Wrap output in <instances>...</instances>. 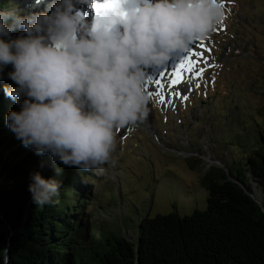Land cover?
Here are the masks:
<instances>
[{
	"label": "clouds",
	"instance_id": "9594fccd",
	"mask_svg": "<svg viewBox=\"0 0 264 264\" xmlns=\"http://www.w3.org/2000/svg\"><path fill=\"white\" fill-rule=\"evenodd\" d=\"M78 3L51 0L26 14L14 3L0 8V73L11 65L14 82L3 92L19 105L4 123L41 168L59 161L102 174L116 164L118 132L149 114L146 68L208 38L225 8L222 0H91L85 20ZM60 188L55 178L30 175L36 206L53 203Z\"/></svg>",
	"mask_w": 264,
	"mask_h": 264
},
{
	"label": "rangeland",
	"instance_id": "374dc122",
	"mask_svg": "<svg viewBox=\"0 0 264 264\" xmlns=\"http://www.w3.org/2000/svg\"><path fill=\"white\" fill-rule=\"evenodd\" d=\"M11 1L22 14L38 9ZM222 2L224 19L208 38L194 41L188 49L192 70L181 73L177 86L166 82L167 87L155 89L148 84L152 100L147 118L132 131L118 132L116 164L106 166L102 174L94 172L91 189L103 214L98 222L93 220V228L133 240L148 211L153 217L174 210L180 216L203 210L207 192L199 179L209 166H223L213 156L228 160L227 167L232 162L236 174L243 171L245 156L258 146L264 127L259 117L264 110V0ZM8 71L11 65L0 73V83ZM86 212H92L91 205Z\"/></svg>",
	"mask_w": 264,
	"mask_h": 264
},
{
	"label": "trees",
	"instance_id": "16d2710c",
	"mask_svg": "<svg viewBox=\"0 0 264 264\" xmlns=\"http://www.w3.org/2000/svg\"><path fill=\"white\" fill-rule=\"evenodd\" d=\"M11 2L0 0V8ZM6 85L14 82L8 77L0 83V224L7 222L12 234L6 262L7 241L0 235V264H264V127L243 171L233 174L232 162L227 167L228 160L213 156L232 180L222 167H208L199 179L207 192L205 209L182 216L174 210L148 217V211L132 240L93 228L103 214L91 189L94 172L59 161L41 168L42 158L14 137L4 116L19 105L4 94ZM37 171L60 181V193L49 205L36 206L28 191ZM88 205L92 212H86Z\"/></svg>",
	"mask_w": 264,
	"mask_h": 264
},
{
	"label": "snow or ice",
	"instance_id": "6c2138e0",
	"mask_svg": "<svg viewBox=\"0 0 264 264\" xmlns=\"http://www.w3.org/2000/svg\"><path fill=\"white\" fill-rule=\"evenodd\" d=\"M201 41V40H198ZM201 47H203V44L201 43L200 45ZM189 52V50H188ZM202 54L200 52H191V56H201ZM194 61L191 59V57H189L187 60H185L184 58L180 61L179 64H177L175 66V72L172 73L171 75H169L167 72H162L160 73V79L155 80V83L157 85L158 89H163L165 87H167V85L164 83V78L167 76L168 80L171 84H177L179 83L180 79H181V73L183 71H191L192 70V66H193ZM195 75H200L199 72L195 73ZM148 87V85H147ZM158 96L160 95L159 92L156 93ZM178 95V93H177ZM184 99H187V96L183 97ZM161 100L164 99L163 96L160 97Z\"/></svg>",
	"mask_w": 264,
	"mask_h": 264
},
{
	"label": "bare ground",
	"instance_id": "6f19581e",
	"mask_svg": "<svg viewBox=\"0 0 264 264\" xmlns=\"http://www.w3.org/2000/svg\"><path fill=\"white\" fill-rule=\"evenodd\" d=\"M21 2H22L21 5H22V6L24 5V7H26V9H29L27 6L31 7L32 5L35 4V0H29V3H27V0H25L24 3H23L22 0H21ZM50 2H51V0H41V3L35 5V6L38 7V9H34L33 12H42V11H45V9H46V5H47L48 3H50ZM30 5H31V6H30ZM86 5H88V3H86ZM77 7H81V8L85 11V9L83 8V0H79V3L77 4ZM29 10H31V9H29ZM83 10H81V13H82L83 16H84L85 13H83ZM172 56H173L176 60L178 59L179 61H181L183 58H184L185 60H187V56H186V53L184 52V50L177 51V52H175ZM189 57H190V56H189ZM169 62H171V60H169L168 62H165V63L162 65V67H161V72H166V67H165V65L168 64ZM176 63H177V62H176ZM177 64H179V63H177ZM164 79L166 80V79H168V77L166 76ZM148 84H149V83H148ZM178 84H180V81H179V83L174 84V86H175V85L177 86ZM171 85H172V84H171ZM154 87H155V89H156L157 85H155ZM145 124H146V123H145ZM146 127H147V126H146Z\"/></svg>",
	"mask_w": 264,
	"mask_h": 264
},
{
	"label": "water",
	"instance_id": "95a60500",
	"mask_svg": "<svg viewBox=\"0 0 264 264\" xmlns=\"http://www.w3.org/2000/svg\"><path fill=\"white\" fill-rule=\"evenodd\" d=\"M217 164L219 165V163H217ZM219 166L221 167L222 165H219ZM223 166H222V168L225 170L227 177L232 180V178L230 176V173L228 172L227 168L225 166L224 167ZM253 189H255V188H253ZM251 196L256 202L259 203V199L256 197V195L254 193H252ZM0 218H1V216H0ZM0 227H3L2 231L4 232V233H0V235L4 234L5 235V239L7 241V244L5 245L4 249L8 250L9 237L12 234L11 227H10V225L7 222H4V221H2V223L0 224ZM4 259H5V262H6L7 261V254H6V257L4 255Z\"/></svg>",
	"mask_w": 264,
	"mask_h": 264
}]
</instances>
